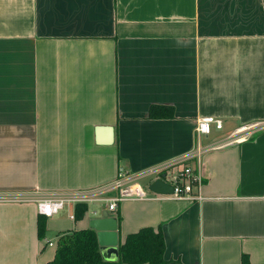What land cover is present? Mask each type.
<instances>
[{
  "label": "crops",
  "instance_id": "obj_1",
  "mask_svg": "<svg viewBox=\"0 0 264 264\" xmlns=\"http://www.w3.org/2000/svg\"><path fill=\"white\" fill-rule=\"evenodd\" d=\"M203 116L223 125L197 138ZM258 121L264 0H0V193L96 188ZM189 163L201 198L120 202L118 244L151 226L180 264H264V128ZM73 208L39 238L33 201H0V264L48 262L103 211Z\"/></svg>",
  "mask_w": 264,
  "mask_h": 264
},
{
  "label": "built area",
  "instance_id": "obj_2",
  "mask_svg": "<svg viewBox=\"0 0 264 264\" xmlns=\"http://www.w3.org/2000/svg\"><path fill=\"white\" fill-rule=\"evenodd\" d=\"M223 122L220 118L212 116L200 117L195 127L197 138L201 134L208 135L213 129H221ZM213 128V129H212ZM264 128V121L249 122L236 127L223 141H218L206 146H197L182 156L167 160V162L151 166L140 172H128L120 169L113 181L98 185L96 188L80 190H63V192L41 193L39 190L28 193L13 192L0 193L1 202H30L33 201L39 215L47 218L58 213L66 206L74 207L77 203H103V210L113 213L120 202L130 199L146 200L158 198L199 200L201 198L199 187L201 183L200 171L192 168L191 160H199L207 150L232 145L249 139L257 130ZM149 178L146 189L140 184L142 179ZM155 179H161L172 187V192L157 194L148 188V183ZM73 213L70 218H73ZM49 245L52 242L48 241Z\"/></svg>",
  "mask_w": 264,
  "mask_h": 264
},
{
  "label": "trees",
  "instance_id": "obj_3",
  "mask_svg": "<svg viewBox=\"0 0 264 264\" xmlns=\"http://www.w3.org/2000/svg\"><path fill=\"white\" fill-rule=\"evenodd\" d=\"M158 107L150 108L154 117ZM167 111V108H165ZM166 114V112L164 113ZM168 114V113H167ZM88 208L85 203H77L73 208V219L80 220ZM39 215L37 234L42 238L46 221ZM165 242L159 229L151 226L140 228L127 234L118 244V262L124 264H180L164 257ZM53 259L43 264H106L98 250L97 237L91 228L72 229L58 237Z\"/></svg>",
  "mask_w": 264,
  "mask_h": 264
},
{
  "label": "water",
  "instance_id": "obj_4",
  "mask_svg": "<svg viewBox=\"0 0 264 264\" xmlns=\"http://www.w3.org/2000/svg\"><path fill=\"white\" fill-rule=\"evenodd\" d=\"M148 188L157 194H167L172 192V187L161 179H155L148 183ZM89 228L95 231L97 237L98 250L103 261L115 262L119 258L118 236L116 216H111L107 210H103L100 215L89 219Z\"/></svg>",
  "mask_w": 264,
  "mask_h": 264
},
{
  "label": "rangeland",
  "instance_id": "obj_5",
  "mask_svg": "<svg viewBox=\"0 0 264 264\" xmlns=\"http://www.w3.org/2000/svg\"><path fill=\"white\" fill-rule=\"evenodd\" d=\"M149 180V178H146V179H142L141 181H139L140 182V184L142 185V186H144V188L146 189V182ZM101 204V206L103 205V203H100ZM93 206L91 205V208H92Z\"/></svg>",
  "mask_w": 264,
  "mask_h": 264
}]
</instances>
